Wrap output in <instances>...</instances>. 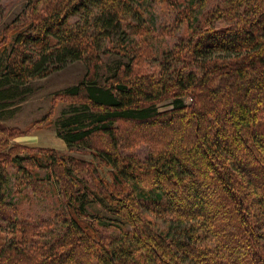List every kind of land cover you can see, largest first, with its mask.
I'll return each instance as SVG.
<instances>
[{"label":"trees","instance_id":"trees-1","mask_svg":"<svg viewBox=\"0 0 264 264\" xmlns=\"http://www.w3.org/2000/svg\"><path fill=\"white\" fill-rule=\"evenodd\" d=\"M130 4L29 0L20 25L4 28L3 42L10 32L14 41L0 63V109L30 79L84 60L82 81L55 94L72 101L57 133L113 170L107 182L47 151L64 207L35 221L11 217L0 172V264H264V0H222L163 53L157 76H134L127 62L100 85L97 52L138 26L123 14L140 22ZM140 142L146 155L131 163L120 149ZM2 156L20 170L31 158ZM105 202L125 224L117 237L100 236L103 216L87 219L88 204ZM153 213L183 236L154 229Z\"/></svg>","mask_w":264,"mask_h":264},{"label":"rangeland","instance_id":"rangeland-1","mask_svg":"<svg viewBox=\"0 0 264 264\" xmlns=\"http://www.w3.org/2000/svg\"><path fill=\"white\" fill-rule=\"evenodd\" d=\"M28 2L29 0H0V63L9 60L14 41L10 32L8 40L3 42L1 38L5 35L4 28L12 25L9 27L12 29L20 25ZM221 2L222 0H130L131 8L137 9L141 17L140 22L133 20L131 14H123L125 23L129 21L138 26L125 36L114 37L112 43L105 42L97 52L98 83H109L108 78L115 69L118 66L123 68L122 65L127 62L132 63L134 76H157L163 53L191 36L192 30L188 28V24L195 27L202 15H207ZM77 19L72 18V21ZM214 25L219 26L220 22ZM86 71L84 60L71 61L44 77L30 79L4 100L3 103L6 104L0 109V172L8 177V183L6 187L2 186V191L11 217L29 221L40 217L57 219V215L62 212L64 201L59 187H54L52 177L47 176L55 175L46 167L49 150L90 164L99 179L111 182L110 173L113 168L95 157L93 149L81 145L68 146L57 133L58 122L71 114L72 101L57 98L55 94L81 82ZM185 101L189 102L190 98L186 97ZM158 105L160 110H167L171 107V101L167 99ZM120 151L133 158L130 159L131 163H135L134 158L141 161L146 155L147 147L140 142L130 150ZM2 155L31 158L22 161L24 168L20 170L14 162L5 161ZM135 166L138 167L136 164ZM86 172L81 171V174L86 175ZM86 212L88 221L91 222L94 216H103V220L109 224V232L98 227L102 238L121 235L118 227L121 228L124 223L112 213L110 204L90 203ZM151 219L154 229L183 236L182 227L176 226L168 214L153 213ZM58 221L62 223L61 218Z\"/></svg>","mask_w":264,"mask_h":264}]
</instances>
